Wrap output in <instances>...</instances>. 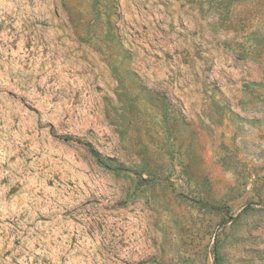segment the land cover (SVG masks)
I'll list each match as a JSON object with an SVG mask.
<instances>
[{"label": "rangeland", "instance_id": "obj_1", "mask_svg": "<svg viewBox=\"0 0 264 264\" xmlns=\"http://www.w3.org/2000/svg\"><path fill=\"white\" fill-rule=\"evenodd\" d=\"M0 264H264V0H0Z\"/></svg>", "mask_w": 264, "mask_h": 264}]
</instances>
